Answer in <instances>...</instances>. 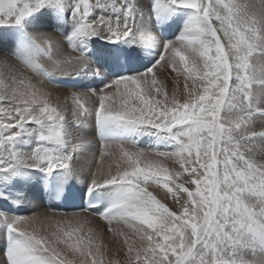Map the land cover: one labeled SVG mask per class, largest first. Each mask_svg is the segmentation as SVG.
<instances>
[{
  "label": "snow or ice",
  "instance_id": "snow-or-ice-1",
  "mask_svg": "<svg viewBox=\"0 0 264 264\" xmlns=\"http://www.w3.org/2000/svg\"><path fill=\"white\" fill-rule=\"evenodd\" d=\"M0 29V264H264V0H0Z\"/></svg>",
  "mask_w": 264,
  "mask_h": 264
},
{
  "label": "bare ground",
  "instance_id": "bare-ground-1",
  "mask_svg": "<svg viewBox=\"0 0 264 264\" xmlns=\"http://www.w3.org/2000/svg\"><path fill=\"white\" fill-rule=\"evenodd\" d=\"M137 23L141 27V29L143 30V28L148 24V21L146 18H137ZM149 26L152 27V29H151L152 34L159 37L160 34L156 30V28L155 27L153 28V26H151V25H149ZM176 30L177 29L175 27H173V31H176ZM3 31L4 30L1 29L0 33H2ZM30 31L47 32L50 35H52L54 38H56L57 40H61V41L64 40V32L62 29L36 28V29H30ZM64 48L66 50H70L68 48V45L66 42L64 43ZM46 86L50 91L53 92L54 95L59 96L61 101L64 99L65 96H69V94L72 91L77 90L76 88L61 86L60 84H58V80H53L51 83L47 84ZM95 87H98V85H95ZM113 101L118 103V101H116L115 98H113ZM110 102L111 101L106 102V103H110ZM80 129H82L84 131V132H80L82 135H84L85 137H87L88 139L93 141L92 146L90 148H85L84 150L90 154V159L94 155L95 159L98 160L100 142H99V139H98V137L94 131V122L88 121L85 124V126L80 128ZM256 130L257 131L262 130L260 123H257ZM138 143H139V146H141L142 144L148 145L150 142L147 139H141ZM34 146H35V142H33V144L30 145L29 147H34ZM95 166H96V164H95V162H93L92 163L93 170H94ZM77 183L80 185V187L82 186V188L84 190H86L85 181L83 179L78 180ZM42 193H43V190L39 186H37V187H35V188H33L27 192V194H26L27 198L24 201L23 206L21 207V208H25V209L21 213V215L30 216L34 213H50V212L72 214V213L81 211V209L80 210H65V209L61 210V209H58V208H56V206L53 203H51L46 198H44V196H42ZM166 202L169 203V201H166ZM89 215H90V213H89ZM99 223L103 224L104 222L99 221ZM109 247H111V246H109ZM109 251H110V249H109ZM0 255H2V252H0ZM115 256H117L116 253H115ZM120 257L121 256H119V258ZM107 261H108V258H107Z\"/></svg>",
  "mask_w": 264,
  "mask_h": 264
},
{
  "label": "rangeland",
  "instance_id": "rangeland-1",
  "mask_svg": "<svg viewBox=\"0 0 264 264\" xmlns=\"http://www.w3.org/2000/svg\"><path fill=\"white\" fill-rule=\"evenodd\" d=\"M92 2H94V0H92ZM138 24V23H137ZM154 28V26H153ZM1 30V29H0ZM175 33V31L173 32V34ZM80 132H84L82 129H79ZM82 130V131H81ZM148 145L146 144H142L140 147H147ZM168 203V202H167ZM169 206L170 207H173V205L171 204V202L169 201ZM175 210V209H174ZM110 251H109V254L105 256V261L107 262V258L108 260L110 259H115L117 256H115V249L113 247H109ZM120 259H123V257L121 256Z\"/></svg>",
  "mask_w": 264,
  "mask_h": 264
}]
</instances>
